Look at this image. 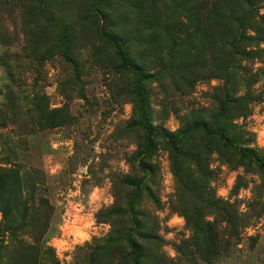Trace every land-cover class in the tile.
I'll return each instance as SVG.
<instances>
[{"label":"rangeland","instance_id":"rangeland-1","mask_svg":"<svg viewBox=\"0 0 264 264\" xmlns=\"http://www.w3.org/2000/svg\"><path fill=\"white\" fill-rule=\"evenodd\" d=\"M214 1L0 0V264H132L128 236L143 264H264V168L202 133L147 146L112 40L154 126L205 121L264 164V0L227 56Z\"/></svg>","mask_w":264,"mask_h":264},{"label":"trees","instance_id":"trees-1","mask_svg":"<svg viewBox=\"0 0 264 264\" xmlns=\"http://www.w3.org/2000/svg\"><path fill=\"white\" fill-rule=\"evenodd\" d=\"M172 6L174 8L180 9L181 6L178 3V0H170ZM253 2L254 0H241L237 6L233 9L231 8L232 1L229 0L227 2L226 0L222 1H214L212 4V7L206 8L208 9V15L206 20L207 21H213L216 28L220 31L219 41L221 44V52L223 55L227 54L224 52L225 48L230 49H236L240 46L241 40H252L253 38L248 37L244 38L240 36L239 32L240 29H243L245 27V23L238 24L239 21H246L248 20V15L253 13ZM205 3H202L203 8L205 7ZM245 5L249 6L247 10H245ZM240 10L243 12V16L241 19H239L236 16L235 11ZM235 23L237 25L235 26ZM115 47L117 49L118 57L121 60V64L134 72L136 75V104L139 114V124L141 125L144 135H145V141L147 146L152 147L155 143V139L161 138L165 141V143L168 146H171L173 148H177L178 145L184 141L187 137H189L192 134L196 133H202L206 136H216L219 137L220 140H222L226 145L232 147L239 153H241L244 156H248L250 158L255 159L263 168L264 164L259 160V157L255 154L253 150L250 148H244L236 144L234 141H232L227 134L225 133L223 128H214L212 125L206 123L205 121H198L194 124H191L185 128H183L178 135L170 134L164 130L158 129V127L154 126L151 119H150V108L148 105V100L146 98L145 93V86L144 82L147 80L148 75L146 72H144L141 67L132 62L130 57L128 56L127 48H126V42L119 37L114 36L112 38ZM11 200L15 203L18 201L17 193H12ZM143 237H151L149 234H142ZM127 245L130 247V253L129 255L132 257V264H143L141 262V259L143 257V251L141 245L132 237L128 236ZM36 248L33 245H23L22 252L23 253H31L34 254L36 252ZM35 257L38 258V254L35 253ZM36 260L33 264H43ZM48 262L50 264H59L58 262H55L51 259H48Z\"/></svg>","mask_w":264,"mask_h":264}]
</instances>
